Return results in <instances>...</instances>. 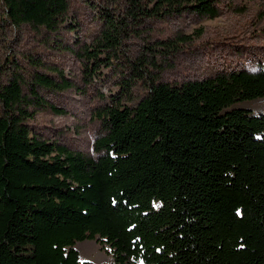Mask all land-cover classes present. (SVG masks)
<instances>
[{"label": "trees", "instance_id": "trees-1", "mask_svg": "<svg viewBox=\"0 0 264 264\" xmlns=\"http://www.w3.org/2000/svg\"><path fill=\"white\" fill-rule=\"evenodd\" d=\"M221 1L125 0L124 14L215 18ZM67 9V0H0V23L55 32ZM99 18L100 37L75 53L89 76L118 57L125 28ZM145 68L137 62L134 77ZM55 78L0 81V264H94L76 248L84 240L113 264H264V113L233 107L264 98V61L179 85L150 77L135 105L105 108L95 156L32 131L41 90L71 87ZM118 84L126 95L130 82Z\"/></svg>", "mask_w": 264, "mask_h": 264}, {"label": "rangeland", "instance_id": "rangeland-1", "mask_svg": "<svg viewBox=\"0 0 264 264\" xmlns=\"http://www.w3.org/2000/svg\"><path fill=\"white\" fill-rule=\"evenodd\" d=\"M67 2L63 22L55 32L0 23V81L12 74L29 81L39 72L55 76L59 85L62 80L71 83L65 90L42 89L46 105L38 107L29 125L42 139L87 156H95L94 141L104 132L105 108L118 102L135 105L147 94L150 77L179 85L234 68L256 70L264 61V0H222L215 18L182 13L139 21L125 16V0ZM101 12L123 20L125 28L118 57L89 76L83 70L82 56L75 53L100 37ZM9 57L13 63L7 62ZM139 61L146 63L148 76L134 77ZM121 79L130 82L126 95L118 84ZM233 107L264 113V98ZM76 248L82 259L113 264L94 240L77 242Z\"/></svg>", "mask_w": 264, "mask_h": 264}]
</instances>
